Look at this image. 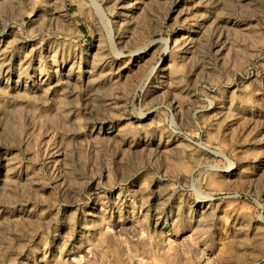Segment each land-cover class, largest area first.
Listing matches in <instances>:
<instances>
[{"label": "rangeland", "instance_id": "374dc122", "mask_svg": "<svg viewBox=\"0 0 264 264\" xmlns=\"http://www.w3.org/2000/svg\"><path fill=\"white\" fill-rule=\"evenodd\" d=\"M0 264H264V0H0Z\"/></svg>", "mask_w": 264, "mask_h": 264}]
</instances>
